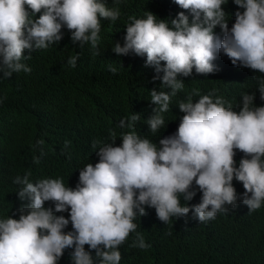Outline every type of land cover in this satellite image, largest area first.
I'll list each match as a JSON object with an SVG mask.
<instances>
[{"label": "clouds", "instance_id": "1", "mask_svg": "<svg viewBox=\"0 0 264 264\" xmlns=\"http://www.w3.org/2000/svg\"><path fill=\"white\" fill-rule=\"evenodd\" d=\"M233 2L243 11L235 12L231 28L225 0H175L184 11L171 19V26L151 11L146 18L129 17L124 43L115 42L113 51L146 55L145 66H153L156 72L153 82H161L159 91L150 90V102L156 106L147 120L150 132L165 124L163 113L184 88L180 77L191 76L193 68L197 74L213 73L212 61L218 53L234 66L264 74V0ZM37 13L41 14L35 18ZM120 16V8H110L104 0H0L2 78L30 73L22 60L31 59V54L25 56L24 51L55 45L63 39L65 26L73 43L82 48L90 42L96 48L102 19L115 22ZM217 26L222 39L214 32ZM78 59L79 53L68 64L75 68ZM258 90L264 100V80ZM255 95L242 94L239 111L221 97L214 99V91L195 103L189 95L178 105L183 113L178 129L158 144L132 130L120 134L122 144L117 146L116 134L111 132V142L97 146L92 158L68 161L77 167L78 180L64 183L63 178L53 177L30 182V171L18 175L14 180L22 185L18 197L29 203L18 210V219H0V264H59L69 248L73 264H120V246L136 232L134 220L146 215V208H154L164 223L190 212L199 222L214 220L238 200L249 212L260 209L264 204V106H253ZM139 119V113L132 114L118 127L133 129ZM236 150L244 154L238 166ZM234 179L243 184L242 194L237 193ZM197 190L201 200L189 206ZM48 201L54 207H45ZM70 223L72 230L66 232ZM132 246L150 247L139 232Z\"/></svg>", "mask_w": 264, "mask_h": 264}, {"label": "trees", "instance_id": "2", "mask_svg": "<svg viewBox=\"0 0 264 264\" xmlns=\"http://www.w3.org/2000/svg\"><path fill=\"white\" fill-rule=\"evenodd\" d=\"M104 2L110 8L119 7L121 16L115 22L102 19L96 48L90 42L82 48L78 42L73 43L65 26L61 30L63 39L55 45L31 53L24 51L25 56L31 54V59L22 60L32 69L30 73H13L11 78H2L0 73V219H18V210L29 203L18 197L22 187L14 183L18 175L30 171V182L53 177L63 178L64 183L78 180L79 174L74 173L77 167L68 161L92 158L97 146L111 142V132L116 134L117 146L122 144L120 134L132 130L158 144L160 138L178 129L183 116L178 105L189 95L195 103L200 96L214 91V99L221 97L239 111L242 94L255 93L253 106H264L258 90L264 74L234 66L226 55L218 53L212 61L213 73L197 74L193 68L191 76L180 77L184 88L171 98L169 111L163 113L165 124L157 132H150L147 120L156 107L150 102V90L159 91L161 82H153L156 72L153 66H145L146 55H118L113 47L115 42L124 43L129 17L146 18L145 13L151 11L158 21L165 19L170 25L171 19L184 10L175 0ZM223 7L231 28L235 12L243 9H238L233 0H225ZM214 32L223 38L219 26ZM77 53L79 59L73 68L68 59ZM135 113L140 119L133 129L118 127L122 119ZM243 156L236 150L237 166ZM233 184L238 194L245 191L241 182L234 179ZM201 196L197 190L187 203L195 205ZM181 203H185L183 197ZM49 206L54 207L52 202H45V207ZM226 207L229 211L217 213L214 220L199 222L190 212L186 217H172L168 223L157 218L154 208H146L147 214L137 216L134 223L138 226L136 232L150 247H133L136 232L130 233L119 249L120 264H264V204L254 212H249L242 200L235 207ZM71 230L70 223L65 231ZM72 251L65 249L59 264H73ZM92 255L95 258L94 251Z\"/></svg>", "mask_w": 264, "mask_h": 264}]
</instances>
